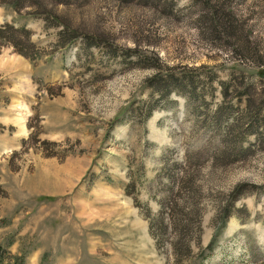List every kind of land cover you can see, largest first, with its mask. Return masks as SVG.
<instances>
[{
    "label": "rangeland",
    "instance_id": "rangeland-1",
    "mask_svg": "<svg viewBox=\"0 0 264 264\" xmlns=\"http://www.w3.org/2000/svg\"><path fill=\"white\" fill-rule=\"evenodd\" d=\"M10 1L0 26L26 27L38 50L0 45L9 255L264 264V0ZM64 24L81 36L59 49ZM170 197L193 252L176 260Z\"/></svg>",
    "mask_w": 264,
    "mask_h": 264
},
{
    "label": "trees",
    "instance_id": "trees-1",
    "mask_svg": "<svg viewBox=\"0 0 264 264\" xmlns=\"http://www.w3.org/2000/svg\"><path fill=\"white\" fill-rule=\"evenodd\" d=\"M3 1V0H0ZM23 1L28 0H13L10 1L12 6L19 10L20 7L24 6ZM1 3V2H0ZM32 3V2H29ZM55 3L59 4H67L69 3V0H55ZM33 4V3H32ZM213 10L209 12L203 13L202 17L204 19H207L209 17V14H212ZM48 16H51L52 13H47ZM46 15V16H47ZM53 16V15H52ZM55 16V15H54ZM211 21H215L214 19H211ZM81 33L78 31L77 28H72L69 25L64 24L61 29L57 33V39H56V47L57 48H66L70 44H72L77 38H79ZM89 36L87 33H84L83 35V43H88L87 37ZM0 45H11L18 53H20L23 56L26 57H33L34 54L37 52V47L35 46L34 42L31 39L30 31L24 27H16L11 23H5L0 26ZM261 74H264V69L261 71ZM264 76V75H261ZM162 90V89H161ZM163 92L168 94L170 90H163ZM150 111L148 112V114ZM182 178H186V175H183ZM181 180V177H180ZM190 184V183H189ZM191 185V184H190ZM239 188V187H238ZM236 189L234 193L239 192V189ZM180 189V187H179ZM188 191H190L188 187ZM193 195V194H192ZM178 200L174 197H170L166 200L164 208L166 210V215H169V219L171 221V230L176 234V239L172 241V251L174 254V258L181 259L183 257H189L191 256L192 249H191V243H187V245L184 246L185 250L182 251V245L185 243V235L187 232V227L185 224L181 223V220L177 217V223L174 222V209L176 210L175 206L178 203ZM193 240V239H192ZM12 240H7L6 245L0 244V264H24L25 257L24 255H9L8 250L6 249V246L10 244ZM180 246V247H179ZM180 250V251H179ZM180 252H183L180 254Z\"/></svg>",
    "mask_w": 264,
    "mask_h": 264
}]
</instances>
